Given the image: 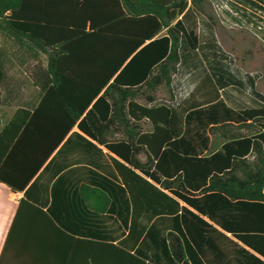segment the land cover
I'll use <instances>...</instances> for the list:
<instances>
[{"label":"trees","instance_id":"16d2710c","mask_svg":"<svg viewBox=\"0 0 264 264\" xmlns=\"http://www.w3.org/2000/svg\"><path fill=\"white\" fill-rule=\"evenodd\" d=\"M190 4L209 20L219 36L223 29L236 30L223 23L211 0H0V106L7 101L3 86L8 81L7 65L14 57L22 65L28 58L37 61L32 77L41 92L33 109L20 106L5 124L0 112V182L14 192L24 191L70 131L78 126L98 143L120 152L134 167L144 169L162 187L211 217L215 205L219 207L216 198L220 196V209L226 219L222 218L225 223H221L225 226L264 231V108L237 111L220 99L187 116V135L170 141V148L164 150L153 171V161L140 163L134 156L140 149L136 144L140 125L133 118L148 116L156 125L170 112L164 106L147 107L137 100L142 99L148 105L156 102L162 92L169 100H175L172 81L181 61V45L187 42L191 48H198L197 35L188 31L180 18ZM163 30L165 34H161ZM42 54L48 56L47 66L40 60ZM235 59L239 65L238 58ZM199 115L209 120L207 128L213 124L209 130L223 142L222 148L207 156H199L197 149L183 155L179 152L187 153L189 142L193 144L190 134L201 127V119L196 117ZM194 117L197 125L192 126L189 121ZM253 118L262 128L255 134L250 133L252 123H248ZM117 132H122L125 139L111 140ZM156 137L148 136L152 151ZM129 149L133 153L126 156L125 150ZM176 150H179L178 159L174 162L178 167H162L169 152ZM250 153L255 154L254 161L245 158ZM161 175L166 178L162 180ZM87 188L83 185L80 192L85 202L90 200L85 193ZM91 190L105 201L103 207L93 204V208L107 209L109 196L99 188ZM28 206L44 212L21 199L7 241L16 236L20 239L18 233L15 235L16 224ZM248 212L253 215H247ZM174 221L178 232L169 230L164 237L168 254L178 264H204L197 250H201L207 222L185 208L186 232L179 228L178 216L170 218V222ZM56 228L68 240H77L61 226ZM252 237L243 236V239L252 243ZM254 238L259 242V245L253 243L255 250L264 256V234H256ZM25 240L42 241L34 234ZM77 241L87 243L84 259H89V264H161L146 261L120 244ZM96 245L98 249L94 248ZM252 258L253 264H264L261 258Z\"/></svg>","mask_w":264,"mask_h":264},{"label":"crops","instance_id":"0c3cea01","mask_svg":"<svg viewBox=\"0 0 264 264\" xmlns=\"http://www.w3.org/2000/svg\"><path fill=\"white\" fill-rule=\"evenodd\" d=\"M188 12L190 15L186 17ZM180 18L186 29L197 35L199 45L197 49L191 48L187 42L181 45V61L172 81L175 100H169L165 92L160 93L156 102L148 105L142 99L137 100L143 106H164L170 112L156 125L148 116H142L139 120L133 118L140 125L136 141L140 149L135 151L134 156L140 163L153 161L151 171L156 168L164 150L170 148V141L187 135V116L195 110L206 109L220 99L237 111L264 108V92L259 91L257 77L253 72L242 69L229 52L219 48L220 36L209 20L191 4ZM162 33L165 34L166 30ZM202 54L203 58L208 59H204V65L200 66L199 57ZM14 60L19 67L27 69L33 87L37 88L38 92L33 99L30 98L26 102L17 101L18 105L12 116L6 119L2 117L3 124L13 117L20 106L33 109L41 94L39 85L32 77L37 61L28 58L27 63L22 65L15 57ZM43 66L47 64L43 63ZM6 83L9 85L3 86V96L6 92L9 98L0 106L2 108L20 98V87L10 85L9 78ZM196 117L201 119V127L194 129L190 134L193 144L189 142L187 153L179 150L169 152V158L166 157L162 167H178V163L174 162V159H178V152L190 155L197 149L199 156H207L222 148L223 142L209 130L213 124L207 128L209 120L206 116ZM196 117L189 121L192 126L197 125ZM248 123H252L251 134L262 129L261 123L255 118L249 119ZM241 131L249 133L247 129ZM152 134L157 135L154 151L147 142L148 136ZM122 139H125L122 132H117L111 138L116 142ZM163 139L165 141L160 147ZM125 153L130 156L133 150H125ZM245 158L254 161L255 154L250 153ZM103 178L108 181H103ZM165 178V175H161L162 180ZM207 180L209 181L210 177ZM83 185L89 186L85 191L90 197L87 202L83 201L80 193ZM93 188L101 189L110 198V203L104 211L93 208V204L99 208L105 205L99 195L93 194ZM182 192L189 195L186 191ZM23 198L44 212L28 206L29 208L18 216L16 224L18 230L15 235L18 233L20 239L16 236V239L7 241ZM216 199L219 207L215 205L214 217H211L176 195L174 191L162 187L159 181L148 176L144 169L134 167L120 152L98 143L75 126L24 191L14 192L5 183L0 182V264H89V259V262L84 259L87 243L77 241L78 239L120 244L146 261L178 264L168 254L164 237L169 230L178 232L175 227L177 222H170V218L176 216L179 217V228L186 232L183 223L184 208L207 222L201 250H197L204 264H253L252 256L264 260V256L257 252L254 246L259 245L254 236L264 234V231L225 226L221 223L225 219V214L220 209L222 200L220 196ZM247 215L253 213L248 212ZM56 225L64 228L77 240H68L65 234L58 232ZM30 234L38 235L40 240L44 239L34 242L25 240ZM250 235H253V240H250L252 243L243 239V236ZM88 247H92V250L98 249L97 245L94 248ZM94 254L97 256L98 251Z\"/></svg>","mask_w":264,"mask_h":264},{"label":"rangeland","instance_id":"374dc122","mask_svg":"<svg viewBox=\"0 0 264 264\" xmlns=\"http://www.w3.org/2000/svg\"><path fill=\"white\" fill-rule=\"evenodd\" d=\"M229 4V7L231 6L230 10H224L221 13L226 20L225 24L229 28H236V30L223 29L219 39V48L229 52L233 58H238L239 63L242 64H239L243 67L242 69L253 72L258 79L259 91L264 92V41L261 39L262 42H260L251 34L253 32L257 38H260L254 31L264 30V0H229ZM186 15L188 17L190 13L188 12ZM242 27H248L252 31H249V33L237 29ZM200 56V66H203L204 59L207 60L208 58H203V54ZM40 60L42 63L47 64L48 56L42 54ZM7 67L9 83L20 87V94H18L20 98L13 103L10 102L12 104L6 105L7 107H0V112L5 119L12 116L19 101L26 102L30 98L33 99L38 92V89L33 87L34 85L26 68L19 67L15 60L9 62ZM4 96L8 101L9 97L6 96V92Z\"/></svg>","mask_w":264,"mask_h":264},{"label":"built area","instance_id":"2783aa9c","mask_svg":"<svg viewBox=\"0 0 264 264\" xmlns=\"http://www.w3.org/2000/svg\"><path fill=\"white\" fill-rule=\"evenodd\" d=\"M216 11H217V14L220 16V18L222 19L223 23L225 24L226 20L224 19V16L223 14L221 13L222 11L224 10H230V7H229V2L227 0H211ZM226 25V24H225ZM248 28V27H246ZM250 30V28H248ZM252 31V30H250ZM256 32L259 36H260V39H262L264 41V30H256L254 31Z\"/></svg>","mask_w":264,"mask_h":264}]
</instances>
